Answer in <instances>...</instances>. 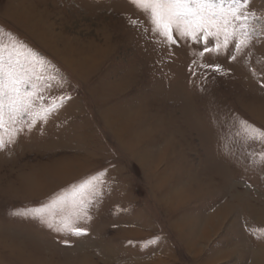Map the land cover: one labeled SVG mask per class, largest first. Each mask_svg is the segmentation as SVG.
Wrapping results in <instances>:
<instances>
[{
    "label": "rangeland",
    "instance_id": "374dc122",
    "mask_svg": "<svg viewBox=\"0 0 264 264\" xmlns=\"http://www.w3.org/2000/svg\"><path fill=\"white\" fill-rule=\"evenodd\" d=\"M251 8L264 9V0ZM150 27L131 0H0V29L44 61L34 73L43 78L24 89V130L0 150V264H252L257 249L264 256V166L253 163L264 145L238 123L264 131V44L234 60L223 30L207 41L199 30L174 33L169 45ZM7 112L5 101L6 141ZM34 207L51 211L54 227L86 208V234L8 216Z\"/></svg>",
    "mask_w": 264,
    "mask_h": 264
},
{
    "label": "snow or ice",
    "instance_id": "6c2138e0",
    "mask_svg": "<svg viewBox=\"0 0 264 264\" xmlns=\"http://www.w3.org/2000/svg\"><path fill=\"white\" fill-rule=\"evenodd\" d=\"M131 3L147 17L151 25L148 32L153 34V38L159 35L163 38L162 42L169 45L176 43L174 33L181 39H185L194 35L197 30L205 34L204 38L207 41L208 34L214 27L225 32L224 47L234 60L238 55H246L249 44H264V9L252 10V0H131ZM225 4L228 5L227 8L224 7ZM229 30L233 37L232 41H227ZM5 36L8 37L7 42H5ZM228 43H232V49L228 48ZM204 51H211V49L205 47ZM43 65L44 61L35 50L20 41L14 34L0 29V150H5L9 144H14L17 134L24 130L22 117L29 107L26 99L29 94L24 89L32 84L34 78H43L42 76L34 77L35 67L43 68ZM208 67L218 69L219 65ZM52 79H56L55 74H52ZM62 84L61 78L60 86ZM67 98L70 99V97ZM57 99L62 106L65 97L61 96ZM5 101L8 108L7 141L3 135ZM55 110L53 106L49 112ZM48 114L46 112L44 118H47ZM238 123L253 142L264 145V131L256 129L244 120ZM253 163L264 166V150L259 153V160H254ZM94 179L99 181L100 177H94ZM84 187L86 191L94 192L96 189V185L90 182ZM8 216L21 222L38 223L63 236L77 237L86 234V229L80 222L89 218L86 208L80 209L73 216L62 217L58 227L53 226L54 214L46 211L44 207L9 211ZM256 231L253 229L254 234ZM259 231L261 233L259 238L264 239V230ZM64 242L68 243L67 240Z\"/></svg>",
    "mask_w": 264,
    "mask_h": 264
},
{
    "label": "crops",
    "instance_id": "0c3cea01",
    "mask_svg": "<svg viewBox=\"0 0 264 264\" xmlns=\"http://www.w3.org/2000/svg\"><path fill=\"white\" fill-rule=\"evenodd\" d=\"M262 214H264V208L260 214V218L262 221H264V218L262 216ZM252 264H264V256H259V250L257 249L256 250V257H255V260H252Z\"/></svg>",
    "mask_w": 264,
    "mask_h": 264
}]
</instances>
